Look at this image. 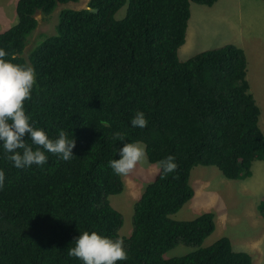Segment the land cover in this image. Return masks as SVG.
<instances>
[{
	"label": "trees",
	"instance_id": "1",
	"mask_svg": "<svg viewBox=\"0 0 264 264\" xmlns=\"http://www.w3.org/2000/svg\"><path fill=\"white\" fill-rule=\"evenodd\" d=\"M78 1L18 0L16 24L0 33L5 59L35 70L32 98L24 102L32 126L51 139L63 130L75 140L70 160L45 152L46 163L23 169L0 144V264H83L68 255L81 232L119 238L122 217L108 197L121 194L124 183L109 161L119 159L123 143L137 141L149 163L171 155L178 167L159 170L134 204L132 233L122 240L127 259L116 264H252L226 237L201 247L215 230L212 213L171 218L194 195V167H214L235 181L264 162L261 110L249 91L244 51L226 45L178 60L191 4L217 0H89L83 9H61L55 34L24 58L35 14L47 21L59 5ZM137 111L145 114L144 128L131 125ZM23 139L31 144L29 134ZM257 208L264 214V196ZM179 244L194 250L165 259Z\"/></svg>",
	"mask_w": 264,
	"mask_h": 264
},
{
	"label": "rangeland",
	"instance_id": "2",
	"mask_svg": "<svg viewBox=\"0 0 264 264\" xmlns=\"http://www.w3.org/2000/svg\"><path fill=\"white\" fill-rule=\"evenodd\" d=\"M88 1L59 5L47 21L43 20L41 12H37V28L27 38L22 56L26 58L46 36L55 34L61 9H83ZM17 2L0 0V33L16 23ZM125 13L126 6L115 14V19L121 20ZM190 14L186 33L189 41L185 39L179 48L178 60L184 62L197 53L226 45L242 49L247 61L249 91L260 107L259 125L264 132V1L217 0L211 7L191 4ZM256 162L254 178L235 181L224 178L214 167H194L190 174L194 195L171 218L189 221L203 213H212L215 230L201 247H208L221 237H226L231 241L234 251L250 254L252 264H264V214L257 208L264 196V163ZM158 172L157 164L149 163L146 157L130 174L120 176L124 183L123 192L108 197L110 205L122 217V225L118 230L121 240L130 237L134 204ZM217 223L220 227H217ZM193 250L192 247L179 244L164 258L184 256Z\"/></svg>",
	"mask_w": 264,
	"mask_h": 264
},
{
	"label": "clouds",
	"instance_id": "3",
	"mask_svg": "<svg viewBox=\"0 0 264 264\" xmlns=\"http://www.w3.org/2000/svg\"><path fill=\"white\" fill-rule=\"evenodd\" d=\"M8 53L0 49V144L6 159L16 168L23 169L35 164L42 166L47 162L45 152L54 154L64 161L70 160L75 147V140L69 139L61 130L55 139L49 138L45 131L37 129L30 123L24 102L32 98L35 85V70L28 64H16L5 59ZM15 59V56H12ZM145 114L137 111L131 119L133 127L147 126ZM29 134L31 144L23 137ZM114 138L125 140V135L114 133ZM35 146V147H33ZM146 159L145 145L141 142H127L119 149V159L109 161V166L117 176L130 174L136 166ZM174 156L160 160L157 169L165 175L174 172L178 165ZM4 172L0 170V188L3 187ZM74 247L68 249L70 257L78 258L83 264H116L127 259L123 241L101 236L95 231H83L74 238Z\"/></svg>",
	"mask_w": 264,
	"mask_h": 264
},
{
	"label": "crops",
	"instance_id": "4",
	"mask_svg": "<svg viewBox=\"0 0 264 264\" xmlns=\"http://www.w3.org/2000/svg\"><path fill=\"white\" fill-rule=\"evenodd\" d=\"M17 22V21H16ZM16 23H14L13 25H15ZM186 40H188L189 41V36L187 35V38H186ZM257 163V162H256ZM256 163H254L253 165H252V173H251V176L249 177V178H247V179H252V178H254V176H255V165H256ZM264 163V162H263ZM262 166H263V168H264V164H262ZM263 171H264V169H263ZM224 221H225V219H224ZM217 227H220V224L219 223H217Z\"/></svg>",
	"mask_w": 264,
	"mask_h": 264
},
{
	"label": "water",
	"instance_id": "5",
	"mask_svg": "<svg viewBox=\"0 0 264 264\" xmlns=\"http://www.w3.org/2000/svg\"><path fill=\"white\" fill-rule=\"evenodd\" d=\"M90 11H91V12H94V13L97 12V10H95V9H90Z\"/></svg>",
	"mask_w": 264,
	"mask_h": 264
}]
</instances>
